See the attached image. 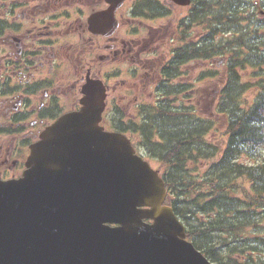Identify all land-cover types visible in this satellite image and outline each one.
Here are the masks:
<instances>
[{
  "label": "water",
  "instance_id": "water-1",
  "mask_svg": "<svg viewBox=\"0 0 264 264\" xmlns=\"http://www.w3.org/2000/svg\"><path fill=\"white\" fill-rule=\"evenodd\" d=\"M83 93L31 146L22 178L0 182V264H212L163 206L157 172L98 126L101 84Z\"/></svg>",
  "mask_w": 264,
  "mask_h": 264
},
{
  "label": "trees",
  "instance_id": "trees-1",
  "mask_svg": "<svg viewBox=\"0 0 264 264\" xmlns=\"http://www.w3.org/2000/svg\"><path fill=\"white\" fill-rule=\"evenodd\" d=\"M253 1L193 0L191 21L207 30L203 44L221 31L239 33L222 47L227 64L240 60L225 69L227 80L215 107L218 122L200 115L193 103L175 105L184 99V90L173 75L184 59L201 55L202 48L193 44L177 48L176 58L164 69L157 102L145 100L134 115L120 114L111 123L157 162L168 204L184 224L187 238L214 264H264V64L253 67L249 59L259 48L253 44L255 38L264 48V24L249 14ZM139 11L156 13L160 6L156 0H145ZM6 28L0 21V29ZM185 33L180 31L179 38ZM239 47L248 52L235 49ZM245 68H254L247 85L239 79ZM249 91L251 100L245 97ZM243 157L249 162L243 163Z\"/></svg>",
  "mask_w": 264,
  "mask_h": 264
},
{
  "label": "flooded vegetation",
  "instance_id": "flooded-vegetation-1",
  "mask_svg": "<svg viewBox=\"0 0 264 264\" xmlns=\"http://www.w3.org/2000/svg\"><path fill=\"white\" fill-rule=\"evenodd\" d=\"M137 1L125 0L116 11L114 32L96 34L89 30L86 16L104 10V0H12V64L8 74H0V180L19 178L28 146L58 116L79 108L84 71L103 81L108 107L116 105L134 81L136 67L144 69L146 80V70L155 77L165 75L170 60L162 53L163 45L177 29L164 31L163 42L157 44L155 32L163 26V16H133ZM171 42L175 45L174 39ZM189 46L186 39L184 47ZM148 54L152 56L142 58ZM67 65L73 74H67ZM53 68L59 76L48 82ZM44 82L48 86L41 87L37 97L34 88Z\"/></svg>",
  "mask_w": 264,
  "mask_h": 264
},
{
  "label": "rangeland",
  "instance_id": "rangeland-1",
  "mask_svg": "<svg viewBox=\"0 0 264 264\" xmlns=\"http://www.w3.org/2000/svg\"><path fill=\"white\" fill-rule=\"evenodd\" d=\"M161 1H162V4L165 5V7H166L165 10L167 12V17L165 19L164 24L167 25L168 34H170V33H172L171 29L175 28L177 25H179L180 20L183 19L184 16L187 14L188 8L187 7H179V6H173L172 8H170L167 4H169V2L171 3V0H161ZM6 7H8V4L6 5ZM0 10H1V12L3 11L2 9H0ZM259 19H261V17ZM9 22L12 23V18H9ZM261 22L264 23V20H262ZM250 29H253V28L250 27ZM238 34L239 33H237V31H233V32L229 31V34H227V37H231L233 35H238ZM174 35H176V33ZM172 38H174V37L172 36V37L168 38L166 40V44L163 46V52L166 55L168 53H171V50L177 44L176 40H175V45H173V42H171ZM218 39H220V36L216 37L215 41H218ZM258 43H261V41L258 40ZM241 51H243V50L241 49ZM5 58L12 61V55H10V54H5ZM217 69L218 68H217L216 62H214L212 64H210L209 62H207V63L197 62V63H192V64L188 63L187 65H184L183 67H181V72H182V75L184 76V78L180 79V80H182L183 84L185 86H187V89L185 88V90H187V94L192 97V100L196 104L199 103V105L198 104L197 105L202 110L203 116L204 117L210 116L216 122L218 120L214 114V111H215L214 99H215V94H216V92H214V91H217V89H218V82H217V80H202L200 78V74L202 71H204V73H207L208 70L217 71ZM250 71L251 70H248L247 72L244 71L243 74H241L240 80H241L242 84H246L247 82L252 80L248 74ZM53 78H54V74L50 75L46 81H48V82L52 81ZM148 80L151 82V81L155 80V78L153 76H148ZM251 92L252 91L248 92L245 95V97L252 99ZM222 129L223 128H221V127L216 128V130L218 132H220V130H222ZM209 137H211V136L209 135ZM170 145H171V143H170ZM261 150H262L261 151L262 155L264 156V146ZM138 152H140L142 155L144 154V152H142L141 149ZM242 159L245 161L243 163L249 162V160L247 158L243 157ZM211 162H213V161H209L208 164ZM152 164H153V166H155V162Z\"/></svg>",
  "mask_w": 264,
  "mask_h": 264
},
{
  "label": "bare ground",
  "instance_id": "bare-ground-1",
  "mask_svg": "<svg viewBox=\"0 0 264 264\" xmlns=\"http://www.w3.org/2000/svg\"><path fill=\"white\" fill-rule=\"evenodd\" d=\"M260 3L263 5L264 4V0H260ZM258 27H261L260 24H258ZM221 34L220 39H218V41L215 40H211L207 43L202 44L199 48L201 49V55L200 60H205V59H210V58H217V57H223L227 59V55L224 53V50L222 49V47L225 45V42L228 41L229 42V37H227V34H229V32H225L223 34V31L220 32ZM218 36V37H219ZM239 34L235 36V38H238ZM258 40H260L258 37L254 39L253 44L256 47H259L256 52L254 54H250V61L252 62V64L254 65L253 67H257L259 66V64H264V48L263 46H261L260 43H258ZM240 52L243 53H247V49L245 47H239V48H235ZM241 49L243 51H241ZM256 55V56H254ZM245 57V56H244ZM244 57H241L242 59H244ZM240 58L228 61V66L232 67V66H237L238 62H239ZM184 61H187V59H184ZM248 64V63H247ZM251 66V65H250ZM172 118V116H171ZM190 166V165H189ZM158 172H160L159 170H157Z\"/></svg>",
  "mask_w": 264,
  "mask_h": 264
}]
</instances>
